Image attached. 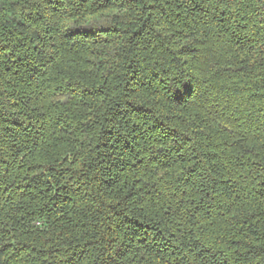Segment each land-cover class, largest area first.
Wrapping results in <instances>:
<instances>
[{
  "label": "trees",
  "instance_id": "1",
  "mask_svg": "<svg viewBox=\"0 0 264 264\" xmlns=\"http://www.w3.org/2000/svg\"><path fill=\"white\" fill-rule=\"evenodd\" d=\"M0 264H264V0H0Z\"/></svg>",
  "mask_w": 264,
  "mask_h": 264
}]
</instances>
